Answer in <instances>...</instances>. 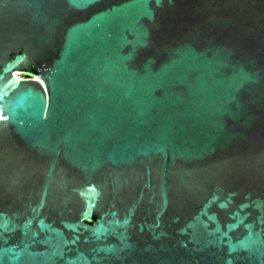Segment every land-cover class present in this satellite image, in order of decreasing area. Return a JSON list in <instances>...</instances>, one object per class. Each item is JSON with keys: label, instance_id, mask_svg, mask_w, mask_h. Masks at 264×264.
I'll return each instance as SVG.
<instances>
[{"label": "water", "instance_id": "water-1", "mask_svg": "<svg viewBox=\"0 0 264 264\" xmlns=\"http://www.w3.org/2000/svg\"><path fill=\"white\" fill-rule=\"evenodd\" d=\"M0 264H264V0H0Z\"/></svg>", "mask_w": 264, "mask_h": 264}, {"label": "rangeland", "instance_id": "rangeland-1", "mask_svg": "<svg viewBox=\"0 0 264 264\" xmlns=\"http://www.w3.org/2000/svg\"><path fill=\"white\" fill-rule=\"evenodd\" d=\"M19 77L21 78H26V75L22 74V73H19Z\"/></svg>", "mask_w": 264, "mask_h": 264}, {"label": "bare ground", "instance_id": "bare-ground-1", "mask_svg": "<svg viewBox=\"0 0 264 264\" xmlns=\"http://www.w3.org/2000/svg\"><path fill=\"white\" fill-rule=\"evenodd\" d=\"M19 73H22V72H16V73H15V77H16V78H19ZM22 74H23V73H22Z\"/></svg>", "mask_w": 264, "mask_h": 264}]
</instances>
